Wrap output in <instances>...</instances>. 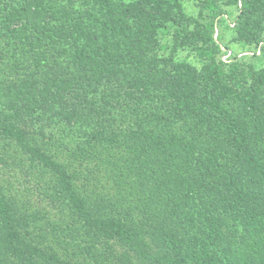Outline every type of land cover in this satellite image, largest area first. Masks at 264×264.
Segmentation results:
<instances>
[{
  "label": "trees",
  "instance_id": "obj_1",
  "mask_svg": "<svg viewBox=\"0 0 264 264\" xmlns=\"http://www.w3.org/2000/svg\"><path fill=\"white\" fill-rule=\"evenodd\" d=\"M194 1L0 0V264H264V0Z\"/></svg>",
  "mask_w": 264,
  "mask_h": 264
},
{
  "label": "rangeland",
  "instance_id": "obj_2",
  "mask_svg": "<svg viewBox=\"0 0 264 264\" xmlns=\"http://www.w3.org/2000/svg\"><path fill=\"white\" fill-rule=\"evenodd\" d=\"M195 1L194 0H184V5L186 7V10L189 11L190 13H193L196 11V7H195ZM216 34H217V30H216ZM230 38V35L227 34V39ZM231 49H227L223 47L224 50V54L222 55V58L224 60H228V58H230L232 56V53L236 52L239 53V55H251L253 54L252 51L247 50L248 48H244L243 46H241V44L238 43H231L230 44ZM257 54L260 53L259 50L256 51ZM180 58H187L189 61H191L192 63L195 64H199L197 59L194 57L193 54L188 53L187 51H181L179 53ZM264 65V59L261 62ZM18 166H13L10 169H6V171L3 174V178L10 180L11 182H14V184H16L17 188H21V192H25V187L29 186L28 181H25V176H23L22 174L18 173L19 175L16 177L15 175V171L18 172ZM21 169V168H20ZM24 171H27V169L24 167ZM25 177V178H24ZM35 187H38L37 183H33ZM34 186H29L30 188H33ZM38 190V189H37ZM37 190L35 191V196L34 194L30 195L32 197L33 200H38L40 199V195L37 193ZM30 192V191H28ZM37 195V196H36ZM44 203V202H43ZM42 204V203H41ZM45 204V203H44Z\"/></svg>",
  "mask_w": 264,
  "mask_h": 264
}]
</instances>
